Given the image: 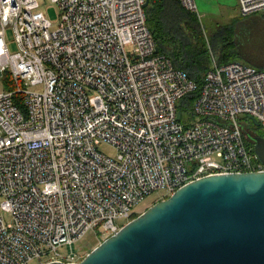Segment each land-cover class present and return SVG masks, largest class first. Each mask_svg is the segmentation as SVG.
Masks as SVG:
<instances>
[{"label":"built area","instance_id":"1","mask_svg":"<svg viewBox=\"0 0 264 264\" xmlns=\"http://www.w3.org/2000/svg\"><path fill=\"white\" fill-rule=\"evenodd\" d=\"M52 1L55 30L38 0H0V264L78 262L76 241L113 234L151 192L264 169L246 134L264 129V68L213 59L198 84L158 50L145 0Z\"/></svg>","mask_w":264,"mask_h":264},{"label":"water","instance_id":"2","mask_svg":"<svg viewBox=\"0 0 264 264\" xmlns=\"http://www.w3.org/2000/svg\"><path fill=\"white\" fill-rule=\"evenodd\" d=\"M246 134L264 163V136ZM42 264H264V169L194 179L125 222L78 262Z\"/></svg>","mask_w":264,"mask_h":264},{"label":"trees","instance_id":"3","mask_svg":"<svg viewBox=\"0 0 264 264\" xmlns=\"http://www.w3.org/2000/svg\"><path fill=\"white\" fill-rule=\"evenodd\" d=\"M144 9L158 50L198 84L210 67V52L218 63L237 57L231 26L212 31L209 39H206L197 14L186 10L177 0H149ZM254 132L260 135L264 133L259 127ZM136 215L133 214V217Z\"/></svg>","mask_w":264,"mask_h":264},{"label":"rangeland","instance_id":"4","mask_svg":"<svg viewBox=\"0 0 264 264\" xmlns=\"http://www.w3.org/2000/svg\"><path fill=\"white\" fill-rule=\"evenodd\" d=\"M38 1L40 3V9L44 11L46 16L51 21L50 29L55 30L58 26V20H59V7L57 3L53 2L52 0H38ZM223 11L221 16H217L215 14L206 15L205 13H202V9L198 6L197 16L199 18V23L204 30L206 39H209V36L211 35L212 31H217V30L221 31V28L224 26V24L226 25V22H229V20L226 19L227 17L223 16ZM248 16L250 17V19L248 21L247 26L251 27L252 30L251 32L249 31L250 33H247L243 39H240V42L238 43V48L239 51H244V53H247L250 58L254 60L262 61L264 60V14H262V12H254V13H250ZM236 20L237 19L234 20L231 19V23L229 22L227 26L232 24L233 27H235ZM233 31L234 33L237 32V27H235ZM5 35L10 50L11 51L16 50L17 49L16 37L14 31L10 26L6 28ZM239 60L242 61V58H239ZM1 89H2V83L0 81V90ZM246 125L250 128L252 132L255 131L256 126H254L249 119H247ZM262 130L264 131V129ZM97 147L100 152L108 156L114 157L116 155L115 147L109 143L102 142L98 144ZM164 194H165L164 190L159 189L146 195L135 207L137 214L142 212L153 202L159 200V198L164 196ZM115 221L119 226H121L125 222H127V219L118 218ZM103 239H104L103 237L97 234L95 235V233L92 230H90L81 239L75 242L73 248L81 252V255L84 256L88 251H90ZM66 249L67 248L65 246L61 247L62 251H65ZM39 261L40 260L36 258L33 259L30 262V264H38Z\"/></svg>","mask_w":264,"mask_h":264},{"label":"crops","instance_id":"5","mask_svg":"<svg viewBox=\"0 0 264 264\" xmlns=\"http://www.w3.org/2000/svg\"><path fill=\"white\" fill-rule=\"evenodd\" d=\"M195 1L197 4V9L199 6L202 9V13H205L206 15L215 14L217 16H221L222 11L224 10L223 16L227 17L226 19L229 20L230 23H231V19L232 20L237 19L235 23V27H237V32L234 33L233 30L235 27H233L232 24L229 25L232 28L233 41L238 51L237 57H235V59L233 60L241 61L239 60V58H242V62L250 63L258 68H264V60L262 61L254 60L250 58L247 53H244V51H239L238 43L240 42V39H243L244 36H246L247 33H250L252 29L251 27L247 26L248 21L250 19L248 15L250 13L243 14L239 11L238 0H195ZM229 22H226V25L224 24V26H227ZM210 54H211L210 55V65H211L213 59L216 60V58L214 55H212L211 52ZM229 61H231V59Z\"/></svg>","mask_w":264,"mask_h":264}]
</instances>
